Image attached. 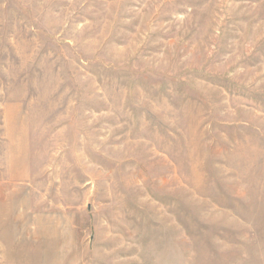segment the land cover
Returning a JSON list of instances; mask_svg holds the SVG:
<instances>
[{"label": "rangeland", "instance_id": "rangeland-1", "mask_svg": "<svg viewBox=\"0 0 264 264\" xmlns=\"http://www.w3.org/2000/svg\"><path fill=\"white\" fill-rule=\"evenodd\" d=\"M0 264H264V0H0Z\"/></svg>", "mask_w": 264, "mask_h": 264}]
</instances>
